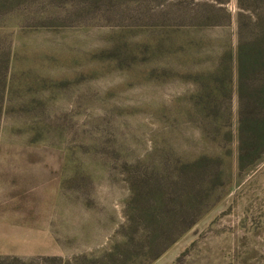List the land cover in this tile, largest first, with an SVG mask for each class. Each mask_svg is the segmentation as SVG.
<instances>
[{"label": "rangeland", "instance_id": "rangeland-1", "mask_svg": "<svg viewBox=\"0 0 264 264\" xmlns=\"http://www.w3.org/2000/svg\"><path fill=\"white\" fill-rule=\"evenodd\" d=\"M223 1L214 6L230 21L199 28L186 12L214 0H0V264H264V132L247 137L263 153L245 155L243 170L236 141L198 145L205 88L217 121L237 132V16L264 31V0ZM222 59L227 71L215 74ZM249 93L253 119L264 81L252 78ZM196 147L220 155L223 174L191 216L167 217L180 223L154 243L146 204L124 210V180L153 183L173 173L160 161Z\"/></svg>", "mask_w": 264, "mask_h": 264}, {"label": "trees", "instance_id": "trees-1", "mask_svg": "<svg viewBox=\"0 0 264 264\" xmlns=\"http://www.w3.org/2000/svg\"><path fill=\"white\" fill-rule=\"evenodd\" d=\"M191 3H194L191 0ZM224 4L223 0H214V4H194L196 8L189 9L186 12L188 18L194 21V24L199 28H214L216 26H224L225 23L230 21L229 15L222 9L216 8L214 5ZM221 7V6H219ZM243 16H237L236 18V68H237V99H238V116H237V132L236 135L232 131L224 130V125L217 121V107L216 95L211 88L204 92V95L199 98L198 103L203 104L199 110L194 112L195 124L197 132L202 141L198 142V145H204L207 143L218 144L217 137L221 136L223 142V149L229 147L233 141H236V154L238 157L239 170H243V161L245 155H250L255 162L260 158V155L264 152L254 151L251 147L254 142H251L250 148L246 144V139L261 136L260 132H264V110L256 112L255 118L250 116L252 113L249 111L252 106L258 103V100L252 99L249 93V87L252 78L264 81V31L262 33L247 31L244 28ZM254 25H256V19L253 18ZM256 34V38H255ZM255 38L257 43L248 44L246 40ZM259 42L261 45H259ZM257 44V45H256ZM227 51L222 55L226 57ZM222 59L219 66L213 69L215 74L226 73L227 67L223 71V65L226 62ZM251 81L248 85V80ZM214 83L219 85V93L223 100L229 99V96L222 91L224 80L213 79ZM249 93V94H248ZM249 98V99H248ZM264 101V99H263ZM259 104V103H258ZM212 105V106H211ZM210 106V111L207 112V107ZM256 107V106H255ZM259 107V105H258ZM256 107V108H258ZM227 113H224L223 118H226ZM252 121L254 126L248 130V123ZM226 122V121H225ZM260 137L256 138L259 139ZM253 141V140H252ZM200 145V146H201ZM252 150L254 152H252ZM195 154L192 157L185 158H173L171 160H163L159 162L160 169L165 172V169L171 164L172 172L164 173L161 176H155L153 183L148 181L149 176L142 173H132L127 176L125 182L129 191L128 202L124 210H131L135 206H140L142 203L146 204L148 208V223L152 229L157 230V234L153 237V242L160 237H168L167 231L170 232L173 227L178 225L179 222L173 224L165 223L167 217L173 214V218L177 217L181 219H187L192 215L197 203L204 202L205 191L208 188L209 183L212 184V180L217 176L220 180L222 176V170H220L216 161L220 159V155L209 154L202 149L196 147ZM148 160V159H147ZM146 160V161H147ZM126 167V162H121ZM126 171L127 168H126ZM174 195V200L171 196ZM173 204V208L171 207ZM157 211V213H156ZM154 212V213H153ZM146 216V214H144ZM132 218L128 220V224H134L139 221L140 216L136 210L132 212ZM158 217V219L156 218ZM196 218L189 221L186 227L192 226L196 222ZM128 228V227H127ZM132 228V227H131ZM130 237L132 235L130 234ZM134 238L123 239L121 247L128 248L132 245ZM174 241V240H173ZM172 242V241H171ZM153 243V244H154ZM170 244V243H169ZM167 244H165L166 246ZM168 246V245H167ZM166 246V247H167ZM165 248L158 251V248L153 253L152 259L159 257Z\"/></svg>", "mask_w": 264, "mask_h": 264}, {"label": "crops", "instance_id": "crops-1", "mask_svg": "<svg viewBox=\"0 0 264 264\" xmlns=\"http://www.w3.org/2000/svg\"><path fill=\"white\" fill-rule=\"evenodd\" d=\"M28 231H30V230H28Z\"/></svg>", "mask_w": 264, "mask_h": 264}]
</instances>
